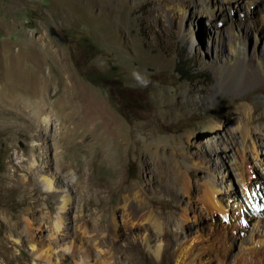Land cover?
Listing matches in <instances>:
<instances>
[{
    "label": "rangeland",
    "instance_id": "1",
    "mask_svg": "<svg viewBox=\"0 0 264 264\" xmlns=\"http://www.w3.org/2000/svg\"><path fill=\"white\" fill-rule=\"evenodd\" d=\"M182 3L183 18L178 12L169 18L156 15L154 0H0V92L1 73L11 65L12 56L19 57L21 74L35 70L44 81L36 95L18 98L15 103L0 98L2 264H43L33 259L30 243L8 229L13 222L10 217L23 208L34 210L33 216L20 213L27 223L34 218L41 224L37 237L53 244L52 263L85 264L86 259L92 261L91 256L101 259L110 252L106 264H176L180 247L196 242V248L206 242L212 244L211 249L204 248L183 264H238L239 259V264H252L246 260L250 252L245 241L254 227L247 216L248 202L260 204L264 214V166L250 153L249 143L254 138L264 157V140L259 141L264 133L255 128L247 136L243 123L230 121L225 126V119L232 114L247 121L250 116L241 110L243 104L253 105L254 115L264 117V107L259 104L264 103V84H247L246 95L237 97L238 83L220 85L215 67L229 54L227 33L241 37L247 57L264 53V30L255 17L247 25L252 28L254 22L256 31L239 33L238 8L228 10L218 0L226 16L221 32L216 33L206 17L199 15V0ZM188 67L195 73L187 74ZM86 90L98 97V103L84 99ZM60 96L79 109L76 120L66 123L64 133L59 118L49 110ZM199 98V102L193 101ZM181 99L185 102L182 106ZM93 106L103 111L96 125L80 112ZM110 116L125 126L122 138L128 144L115 142L113 133H102L100 128ZM140 135L148 147L139 143ZM155 143L157 151L153 153L149 147ZM242 148L254 183L246 196L232 160L221 154H238ZM66 160L69 166L64 168ZM48 174L75 187L62 210L64 224L71 226L79 205L84 209L82 216L91 223L102 215L106 230L95 237L97 248L87 245L85 255L54 244L65 234L55 233L45 216L56 219L60 213L63 187L47 188L41 177ZM207 189L214 190L219 210L208 202ZM90 192L93 200L88 204ZM132 192L137 193L139 202L154 209L161 222L166 233L161 243L164 254L146 250L123 230L122 239L114 238L109 213L114 210L119 214L121 195L133 197ZM48 194L53 198L50 213ZM129 242L133 246L126 250ZM262 260L260 264H264Z\"/></svg>",
    "mask_w": 264,
    "mask_h": 264
},
{
    "label": "bare ground",
    "instance_id": "2",
    "mask_svg": "<svg viewBox=\"0 0 264 264\" xmlns=\"http://www.w3.org/2000/svg\"><path fill=\"white\" fill-rule=\"evenodd\" d=\"M219 1L223 4H226L228 10L233 11L234 7L238 8L237 12H238V17L240 19V23L238 26L239 33L245 34V32H248L249 29H253L254 31H256L254 28V22L252 24V28L248 27L249 24L247 25V23H250L249 20L255 17H257V19L259 20L257 21L258 26L260 28H263L264 30V0H219ZM182 2L181 0H154V5H155L154 11L157 16L162 15L169 18L171 17L173 12H178V16L180 18H183V16L185 15V10H184L185 6L184 3ZM199 2H200L199 4L200 8L198 9L199 15L206 17V20L210 24V28L212 27L211 30H213L216 33L221 32L222 25L224 24L223 21H225V16H226L224 14L225 8L218 7V0H214V1L199 0ZM230 32L227 33L226 41H225L229 46V54L227 57L222 59L220 64H218L215 67V74L218 78V83L220 85L221 84L223 85V83L228 84L230 82L233 83L234 81H236V83H238L236 86V96L243 97L247 93V89L245 85L247 86V84L248 85L264 84V53L261 54L252 53L251 55L246 57L242 51L241 37L239 35L236 36L235 35L236 33L234 32L233 33ZM179 35L182 36V32L180 30H179ZM18 59L19 57L12 56L10 58L12 66L8 65L6 67V70L1 73V77L3 80V90L0 92V98H4V99L7 98L11 103H15L16 102L15 100L21 97L33 96L38 94V92L42 91L41 88H43V84H44V81L40 76H38L35 70L31 69L32 70L31 72H28L29 70L28 71L26 70L23 74H21V72L18 71V67H19ZM83 97L85 100H89L93 103H98V97L92 95V92L88 90L84 92ZM193 101L197 103L200 101V98L195 99ZM184 103L185 102L183 101V99H181V106ZM259 104L261 105V107L262 106L264 107V103H259ZM74 105L69 101H67L63 96H60L53 101V104L49 108L51 114L59 118V126L62 129L61 132L63 133L65 131L67 132L66 123L69 121L76 120L75 117V115H77L76 111L79 112V109L75 108ZM241 110L245 114H247V116L249 115L250 118L247 121H244L242 118H238L232 114H228L225 119L226 121L225 126H227V122L234 121V122H238L239 124L243 123L246 126L247 136L248 133H250L249 131L255 128L260 130V132L264 133V117L261 115H254L253 105L243 104L241 106ZM80 112L84 114L85 120L89 121V123L92 125H96V120L98 116H102L103 111L98 110L96 106H93L92 109L85 107L84 109H81ZM29 122L27 121L26 125L29 128H32V124L31 122L30 123ZM109 125L114 126L115 129L111 130ZM100 129L102 133H113L116 137L115 142H121L120 143L121 145L128 144V140L126 139L123 140L122 138L123 133L125 131V126L121 123V121L117 117L110 116L109 121L104 123V125L101 126ZM37 134H39V132ZM263 135L261 138L257 137L260 138L259 141L264 140ZM119 137L121 139L118 140ZM139 143L144 147H148L146 143V138L142 135L139 136ZM254 143H255L254 138H251L249 143V151L254 157V159L258 161L259 165L264 166V157L260 152L258 153ZM149 149L150 151L155 153L157 151V144L156 143L153 144V146H150ZM221 154L227 157L229 160H232L233 167L235 170V175H237V177H239L240 180L242 194L246 196L251 190L254 189V183L252 181V178L249 176L250 175L249 170H251L252 168L250 167V163L248 162V159L246 157L245 148H242V150L239 151L238 154L233 153V155H231V153L229 152L226 153L225 151H223ZM67 166H69V163L66 160L62 165V167L67 168ZM70 174L71 173H67V176H70ZM34 176L35 174L32 173V177ZM78 177L79 176L77 174L76 181H78L77 180ZM41 178L47 188L52 187V185L55 187L62 185L63 187V189H61L62 205L60 206L61 207V211H59L60 213H58L56 219L50 214L45 216V222L49 225V227L53 229L55 233L63 232L65 234L58 237L57 240H54V244H56V246L59 247L62 246L63 250L71 249L73 253L78 252L81 253L82 255H85L84 253L87 252V245L88 246L91 245L97 248L96 246L97 242L95 237L99 233L103 232V230H106V227L103 225L102 215L101 214L99 215L97 222L92 221L91 223L89 219L88 220L84 219V217L82 216V212L84 210L83 206L79 205L78 207L79 211L73 216L71 220V226L64 224V221H62L63 219L62 213L64 214V212H62V210H64L67 207V204L69 203L71 198L72 191L73 192L75 191L74 190L75 187L73 186L72 183H71L72 184L71 188L68 187V185H64L63 182L61 180H58L59 178L57 179L56 175L54 174L53 175L51 174L49 176L46 175ZM88 189L91 190L90 185L88 186ZM227 189L228 187H226V190ZM32 190L36 191L38 189L36 187L35 188L33 187ZM210 190L207 189L206 194L205 193L204 194L207 196L206 198L210 203V205L214 207L216 210H219L220 208L217 209L218 206L215 201L214 190L213 189ZM91 194L92 193L90 192L88 198H86L88 204H91L93 200ZM31 195L32 194H30V196ZM132 195L133 197L130 196L129 194H123V196L121 195V199H119L120 201L118 202L119 214L116 213V211L114 210L110 211L109 213L110 221L113 226L111 228V232L114 238L118 240L122 239L124 234L120 233V230H123L127 232V236L135 237L137 243L146 250L153 252L155 255L158 254L159 251L164 254L166 250L164 247L161 246L162 245L161 243L163 242L166 233L164 228L161 226L160 224L161 222H159L154 209L151 206H145L141 202H139L138 196H136L137 195L136 192H134ZM33 197L36 200L38 198L37 195L35 194L33 195ZM52 199H53L52 195L48 194L46 198V202H47L46 206L49 213L53 210L50 205V201ZM246 201L247 200H245V202ZM248 203H249V212L247 216L250 217L251 218L250 220L253 221L254 227L249 229L250 233H248V239L247 241H245L246 243H248L247 245L248 252H250L249 253L250 257H248L246 260L252 264H260L262 258H264V237H261L264 228V214L262 213V209L259 206L260 204L258 205L253 200L249 201ZM98 207L99 209H101L100 204H98ZM29 210H30L29 208H23L20 213L22 214L25 212L26 213L30 212L31 216H33L34 210L33 211H29ZM20 213L19 214L16 213V215H14L15 217H10V219L13 220L12 223L9 222L10 225L8 228L11 231V233H13L14 235H18L19 238L20 236H22L25 241L30 243V246L33 248V252H32L33 259L36 262L39 261L43 264H58V263L61 264V261L55 260V263H52L51 261L52 260L51 251L54 247L52 246L53 244L51 242H47V240H45L42 236L40 238L37 237V233H39L40 231L41 224L39 225L37 220H34V218H32L33 222L27 223L22 217L23 215H20ZM255 219L258 220L254 221ZM62 225L64 226V228L61 227ZM241 227H242L241 231H243L244 227L243 226ZM72 228L73 230H71ZM242 238H240V240H242ZM194 243L196 242L188 243L187 246H182L178 249V252L176 253L175 256L176 264H183L184 262H186V260L190 261L193 257L203 252L204 248H209V247L210 249L212 248L211 247L212 244H205L206 242L204 243V245L202 246L198 245L199 247L195 248ZM36 245L41 246V249L36 248ZM1 246L2 243L0 244V248ZM132 246L133 244L129 242L125 245V249L130 250ZM195 250H197V252H194ZM109 253H107L108 256H105L103 254L101 259L99 256H98L99 258H97V256L96 258L91 256L92 261L87 262L89 261L90 258L86 259L85 264H106V262L104 261L108 260ZM2 254L4 255V253ZM241 255L244 256L243 254ZM66 258L67 256H63V259ZM70 258L71 260L73 259V254L70 256ZM4 259L0 261V264L3 263ZM239 260H238V264H239ZM107 264H113V263L108 262ZM240 264H245V262L241 261Z\"/></svg>",
    "mask_w": 264,
    "mask_h": 264
},
{
    "label": "trees",
    "instance_id": "3",
    "mask_svg": "<svg viewBox=\"0 0 264 264\" xmlns=\"http://www.w3.org/2000/svg\"><path fill=\"white\" fill-rule=\"evenodd\" d=\"M177 70H178V73L179 74H182L183 72L181 71L182 69L180 68V65L178 64L177 65ZM185 71H186V73L187 74H193V73H195V71L193 70V68L192 67H188L187 69H185Z\"/></svg>",
    "mask_w": 264,
    "mask_h": 264
}]
</instances>
